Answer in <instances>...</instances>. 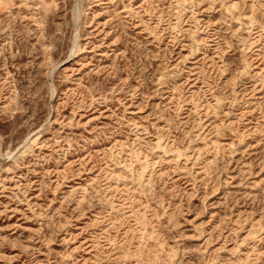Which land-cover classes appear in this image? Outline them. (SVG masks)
Masks as SVG:
<instances>
[{
    "label": "rangeland",
    "instance_id": "374dc122",
    "mask_svg": "<svg viewBox=\"0 0 264 264\" xmlns=\"http://www.w3.org/2000/svg\"><path fill=\"white\" fill-rule=\"evenodd\" d=\"M0 264H264V0H0Z\"/></svg>",
    "mask_w": 264,
    "mask_h": 264
}]
</instances>
